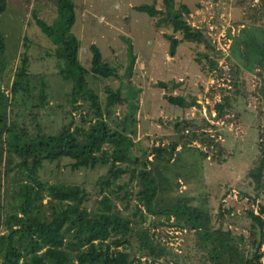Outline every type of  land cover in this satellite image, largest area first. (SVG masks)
Returning a JSON list of instances; mask_svg holds the SVG:
<instances>
[{
	"label": "trees",
	"instance_id": "1",
	"mask_svg": "<svg viewBox=\"0 0 264 264\" xmlns=\"http://www.w3.org/2000/svg\"><path fill=\"white\" fill-rule=\"evenodd\" d=\"M55 1L56 16L52 23L37 17L34 22L53 44L58 75L70 85L68 106H50L48 83L44 77H31L26 52L21 54L8 92L0 83V264H180L171 248L150 234L151 228L158 225L180 232L193 231L198 246L207 253L209 264H264V203H258L257 212L251 208L244 211L249 220L248 235L244 236L230 228L210 225V214L203 208L177 199L165 204L159 198V194L173 189L164 172L169 168L160 167L161 161L173 160L171 155L179 146H186L185 142L158 144L148 150L134 141L137 106L129 100L135 91L124 95L120 88L106 84L99 94L89 84L87 76L106 82L118 79L117 68L103 59L95 44L89 48L90 67L80 63V42L71 32L75 22L73 0ZM161 1L165 16L159 17L155 25L168 23L173 32L182 35L178 39L173 34H164L171 56L181 40L203 44L206 51L215 49L202 29L187 22L182 14L188 13L185 5L174 9L175 0ZM259 1L249 16L251 23L259 27L262 38L243 29V35L233 39L228 56L236 66L240 65L239 60L245 67L249 63L257 66L264 81V0ZM5 9L6 0H0V14ZM135 9L147 12L150 17L162 13L154 3ZM4 51L0 33V73L7 64ZM203 56L210 70H216L217 62L208 52ZM135 60L132 55L128 76ZM223 71L221 68L220 72ZM157 85L165 86L163 82ZM164 97L183 108L197 105L196 99L188 102L182 95ZM125 103L132 109L120 116L115 109ZM55 108L63 113L61 124L54 132L45 131L41 111ZM229 108V96L225 94L222 102L213 105L214 119L222 118ZM191 125L182 120L174 128L178 131ZM191 137L210 147L218 144L206 131L193 130ZM134 147H141L139 155L133 152ZM257 150L256 162L248 176L253 187L264 194V130L257 135ZM199 152L205 159L210 156ZM64 162L71 171L107 168L96 181L100 198L95 199L91 208L87 206L89 192L83 185L43 180L41 172L45 164L60 167ZM124 176H128L126 181L122 180ZM135 181L137 202L130 217L122 210H126L130 195L133 196L128 186L135 185ZM256 198L251 197L254 202ZM148 216L153 219L149 228L145 226Z\"/></svg>",
	"mask_w": 264,
	"mask_h": 264
},
{
	"label": "rangeland",
	"instance_id": "2",
	"mask_svg": "<svg viewBox=\"0 0 264 264\" xmlns=\"http://www.w3.org/2000/svg\"><path fill=\"white\" fill-rule=\"evenodd\" d=\"M259 2L175 0L173 8L180 9L185 5L188 13L182 11V14L187 22L202 29L215 49L206 51L203 44L181 40L174 56L169 53V42L164 34H173L178 39L182 35L173 32L172 25L168 23L155 25L159 17L165 16L161 0H73L75 22L71 27V32L80 42L78 58L84 67H90L89 48L95 44L103 59L117 68L119 74L118 79L107 82L87 76L89 84L99 94L106 84L120 88L124 95L130 90L135 91L129 100L137 106L134 141L148 150L158 144L167 146L176 141L184 145L185 142L186 146H179L178 151L171 155L173 160L161 161L160 167L169 168L164 172L173 189L159 194V198L165 204L177 199L200 207V210L205 209L210 214V225L230 228L235 234L244 236L249 231V220L243 215L244 211L251 208L257 212L258 203H264V194L253 187L248 176L256 162L257 135L264 130V81L257 66L249 63L245 67L241 60L236 66L228 55L232 52L233 39L240 38L243 29L258 35V39L262 38L259 27L251 23L249 16L253 12L251 8L257 7ZM152 3L162 10L161 14L150 17L147 12L135 9L138 5ZM55 16V0H6V9L0 14V33L4 38L7 62L0 73L2 88L8 92L21 54L26 52L28 72L32 78L46 79L52 107L58 104L68 106L70 85L58 75L57 60L52 55L54 46L34 20L37 17L50 24ZM205 52L217 62L216 70H210L211 66L203 56ZM132 55L136 60L128 76ZM249 67L254 68L253 71L246 69ZM221 68L223 72H220ZM158 82L165 86H158ZM225 94L229 96L230 108L222 118L214 119L213 105L222 102ZM165 95H182L188 102L193 98L197 105L185 108L173 105ZM131 109L125 103L115 110L122 116ZM47 110L41 111V122L45 131L54 132L61 124L63 113L56 108ZM182 120L192 125L177 131L174 125ZM193 130L213 135L217 146L210 147L201 143L199 138L193 139ZM141 147H134L133 152L139 155ZM199 150L210 156L203 158ZM65 163L60 167L45 164L41 172L43 180L83 185L89 192L87 206L91 208L95 199L100 198L96 181L107 168L71 171L64 166ZM123 179L126 181L128 176ZM128 189L133 196L130 195L128 207L122 211L124 215L133 217L137 202L136 181ZM253 195L257 196L255 202L251 199ZM119 207L123 205L119 204ZM148 218L147 228L153 220L151 216ZM150 234L168 245L180 264H209L207 253L198 246V238L193 231L180 232L158 225L151 228Z\"/></svg>",
	"mask_w": 264,
	"mask_h": 264
},
{
	"label": "water",
	"instance_id": "3",
	"mask_svg": "<svg viewBox=\"0 0 264 264\" xmlns=\"http://www.w3.org/2000/svg\"><path fill=\"white\" fill-rule=\"evenodd\" d=\"M147 221L149 222V218H147Z\"/></svg>",
	"mask_w": 264,
	"mask_h": 264
}]
</instances>
